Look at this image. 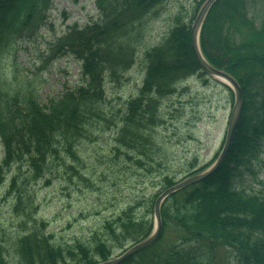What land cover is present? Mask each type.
<instances>
[{
    "label": "trees",
    "instance_id": "16d2710c",
    "mask_svg": "<svg viewBox=\"0 0 264 264\" xmlns=\"http://www.w3.org/2000/svg\"><path fill=\"white\" fill-rule=\"evenodd\" d=\"M172 1L95 0L97 16L85 25H68L60 35L54 32L35 58V70L24 72L10 70L8 61L24 43L40 41L50 25L53 0H0V197L11 200L21 230L7 231L0 208V264H98L152 233L159 194L135 199L85 239L64 243L38 219L40 204L33 188L69 172L81 175L83 148L103 133L112 136L117 164L159 171L163 191L181 181L164 173L159 133L164 104L194 77L206 86L222 85L232 100L234 93L208 75L192 47L191 29L206 0H193L188 12L175 10L168 30L154 40V22ZM262 1L257 23L250 14L252 0H217L201 30L205 58L232 75L243 90L231 149L213 174L165 200L159 240L120 264H264V181L259 180L264 170ZM64 58L80 63L79 81L43 103L42 72ZM138 64L144 76L136 95L115 109L114 91ZM219 154L198 169L193 161L184 178L206 171ZM219 249L232 258L222 261Z\"/></svg>",
    "mask_w": 264,
    "mask_h": 264
},
{
    "label": "rangeland",
    "instance_id": "374dc122",
    "mask_svg": "<svg viewBox=\"0 0 264 264\" xmlns=\"http://www.w3.org/2000/svg\"><path fill=\"white\" fill-rule=\"evenodd\" d=\"M182 7L183 12L191 11L193 0H173L163 7L162 16L152 27L154 40L168 30L175 10L179 11ZM250 8L251 16L256 17L259 23L263 1L252 0ZM49 13L50 25L42 30L40 41L26 42L17 49L15 56L12 54L8 61L10 70L34 71L35 58L46 48L45 40H51L54 32L62 34L74 22L87 24L97 16L98 11L95 0H53ZM42 74L39 88L41 100L45 103L48 98L64 91L66 86L72 87L79 81L80 63L73 58L60 59ZM143 76V66L140 64L129 72L125 85L114 91L115 98L111 103L115 109L120 108L124 100L136 95ZM182 88L186 90L179 91L164 104L165 123L159 132L166 157L164 173L176 175L177 180L185 179L187 173L184 171L193 161L199 164L198 169L222 150L234 104L230 93L222 85L213 83L206 86L194 77ZM111 142L112 136L103 133L83 148L84 168L80 170L81 175L69 172L70 175L52 179L50 185L38 183L33 188L40 204L38 219L46 221L50 231L55 232L64 243L76 238L85 239L106 219L117 215L135 199L163 192L159 184V171L152 169L154 171L149 173L138 170L131 163L117 164L113 160ZM3 157L4 150L0 144V161ZM153 168L157 169V166ZM248 178L252 182L250 175ZM259 180L264 181V170L259 174ZM10 204L11 200L6 199L5 195L0 197L1 223L5 228H10L8 232H20V216ZM154 218L155 215L153 226ZM173 237L174 234L171 235ZM217 256L225 262L232 258L220 249ZM228 264L235 262L230 260Z\"/></svg>",
    "mask_w": 264,
    "mask_h": 264
},
{
    "label": "water",
    "instance_id": "95a60500",
    "mask_svg": "<svg viewBox=\"0 0 264 264\" xmlns=\"http://www.w3.org/2000/svg\"><path fill=\"white\" fill-rule=\"evenodd\" d=\"M217 0H207L204 5L202 6L191 30V41H192V47L195 53V56L203 69L209 74V76L213 77L214 79L220 81L221 83L227 85L231 90L234 92V105L232 108L227 135H226V141L224 144V147L214 163V165L207 169L204 172H201L197 175L191 176L182 182H179L178 184L172 186L171 188L164 191L157 199L156 205H155V225L153 232L149 237L142 240L141 242L135 244L131 248H129L126 252L121 254L120 256L113 258L111 260L101 262L99 264H120L123 261L129 259L130 257L140 253L141 251L145 250L146 248L152 246L154 243L158 241V239L161 237L162 230H163V223H162V214H161V208L163 203L167 198H169L172 194L187 188L193 184L199 183L209 177L211 174H213L223 163L225 157L227 156L229 150L232 147L236 130L238 128L241 115H242V109H243V90L238 81L227 72L217 69L214 67L209 61L205 58L202 50H201V44H200V36H201V30L203 27V24L205 22V19L213 6V4Z\"/></svg>",
    "mask_w": 264,
    "mask_h": 264
}]
</instances>
